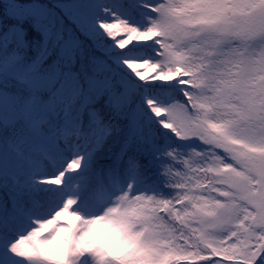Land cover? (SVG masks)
<instances>
[{
    "label": "snow or ice",
    "instance_id": "6c2138e0",
    "mask_svg": "<svg viewBox=\"0 0 264 264\" xmlns=\"http://www.w3.org/2000/svg\"><path fill=\"white\" fill-rule=\"evenodd\" d=\"M0 264H264V0H2Z\"/></svg>",
    "mask_w": 264,
    "mask_h": 264
},
{
    "label": "trees",
    "instance_id": "16d2710c",
    "mask_svg": "<svg viewBox=\"0 0 264 264\" xmlns=\"http://www.w3.org/2000/svg\"><path fill=\"white\" fill-rule=\"evenodd\" d=\"M0 2H2V0H0ZM45 2H49V0H45Z\"/></svg>",
    "mask_w": 264,
    "mask_h": 264
}]
</instances>
